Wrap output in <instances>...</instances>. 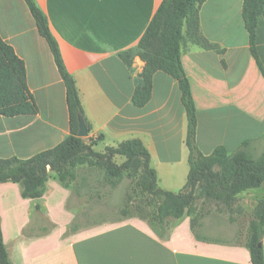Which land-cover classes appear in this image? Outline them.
<instances>
[{
    "label": "crops",
    "instance_id": "0c3cea01",
    "mask_svg": "<svg viewBox=\"0 0 264 264\" xmlns=\"http://www.w3.org/2000/svg\"><path fill=\"white\" fill-rule=\"evenodd\" d=\"M35 1L76 80L92 134L103 135L94 148L103 151L140 139L151 155L158 185L183 190L190 169L188 119L178 80L155 72L152 97L138 107L132 96L146 61L135 55L129 66L119 56L137 47L163 0ZM243 1L206 0L200 7L201 35L224 53L202 47L184 29L181 63L197 111L196 143L206 155L219 146L233 153L246 141L254 156L264 149V72L250 51ZM0 34L25 62L38 105L34 115H0V158H27L70 134L66 87L25 0H0ZM257 49L264 67V15L258 22ZM72 194L54 172L39 198L23 197L18 182H0V224L13 264H252L245 242L264 182L238 195L251 197L246 211H238L236 204L233 212L216 211L229 213L230 227L222 217L211 218L208 209H200L175 220L167 238L139 217L68 232L76 216ZM195 215L201 239L192 229ZM220 233L226 238H219Z\"/></svg>",
    "mask_w": 264,
    "mask_h": 264
},
{
    "label": "trees",
    "instance_id": "16d2710c",
    "mask_svg": "<svg viewBox=\"0 0 264 264\" xmlns=\"http://www.w3.org/2000/svg\"><path fill=\"white\" fill-rule=\"evenodd\" d=\"M206 0H163L155 12L145 33L135 49L119 53L122 60L132 65L135 55L146 61L140 74L132 101L143 107L149 102L153 92L155 72L163 71L178 80L182 93L188 130L186 143L189 148V174L183 190L173 192L158 185L157 171L151 164V155L144 143L137 138L128 139L115 146H106L103 151L94 148L103 135L92 134V127L86 120L76 80L67 69L59 43L51 31L48 18L35 0H25L35 18L39 33L45 38L53 53L58 71L66 87V98L70 119V134L56 146L40 151L30 157L12 156L0 158V182L13 181L21 185L23 197H42L47 189L50 172L72 192L81 194L86 175L80 168H98L103 184L116 186L124 177L137 175L141 190L156 203L149 208L145 202L135 204L126 201L121 208L127 218L139 217L151 226L161 238L170 235L173 222L186 213L192 215L198 196L205 201L222 204L230 212L234 211L238 195L260 188L264 182V149L259 156L250 154L247 146L229 153L224 146L217 147L211 154L200 151L196 143L197 111L188 77L181 63V45L186 35L204 48L224 53L218 44L210 42L200 33L199 11ZM243 20L249 36L250 51L263 72L264 67L257 49V28L259 18L264 15V0H244ZM38 105L27 82V70L14 48L0 34V115L14 117L34 115ZM79 115L85 118L89 136H78ZM122 156L120 163L116 158ZM198 216L192 217V229L201 239L197 230ZM122 221V220H120ZM78 218L71 223L68 232L79 229ZM264 195H260L249 222L246 246L250 250L252 264H264ZM0 264H13L5 246L0 224Z\"/></svg>",
    "mask_w": 264,
    "mask_h": 264
},
{
    "label": "rangeland",
    "instance_id": "374dc122",
    "mask_svg": "<svg viewBox=\"0 0 264 264\" xmlns=\"http://www.w3.org/2000/svg\"><path fill=\"white\" fill-rule=\"evenodd\" d=\"M101 150V144L97 147ZM105 149V148H104ZM124 157L119 156L116 158L118 163L122 162ZM80 174L88 178L87 184H83L80 189L81 194L73 192L71 199L72 206L76 209V218H78L79 229L83 230L91 228L100 223L111 222L113 224L119 223L120 220H124L127 216L122 212L121 208L126 201L131 200L134 207L135 204L139 202H145L148 204L149 208H155V201L144 193L138 185L137 175L126 176L124 177L116 186H111L108 184H103L101 177V170L98 168L88 170L87 167L80 168ZM251 197L247 195H241L236 202V209L238 211H246L247 207L250 205L247 204V200L250 201ZM196 211L202 210L205 211L208 209L211 212L213 217H222L225 221V225L230 227L232 224L229 220V213L224 210L222 215L216 214L217 210L225 209V206L222 204H217L212 201H205L203 197L198 196L195 202ZM77 230V231H78ZM76 232V231H75ZM230 236V234H228ZM233 238L232 236H230ZM219 238H226L225 234L220 233Z\"/></svg>",
    "mask_w": 264,
    "mask_h": 264
},
{
    "label": "water",
    "instance_id": "95a60500",
    "mask_svg": "<svg viewBox=\"0 0 264 264\" xmlns=\"http://www.w3.org/2000/svg\"><path fill=\"white\" fill-rule=\"evenodd\" d=\"M78 136L86 138L89 136V131L85 118L82 115H79V130Z\"/></svg>",
    "mask_w": 264,
    "mask_h": 264
}]
</instances>
